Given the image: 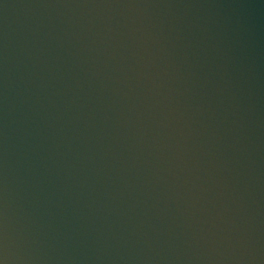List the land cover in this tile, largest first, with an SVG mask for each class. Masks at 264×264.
Listing matches in <instances>:
<instances>
[{"label":"water","instance_id":"obj_1","mask_svg":"<svg viewBox=\"0 0 264 264\" xmlns=\"http://www.w3.org/2000/svg\"><path fill=\"white\" fill-rule=\"evenodd\" d=\"M3 264H264V0H0Z\"/></svg>","mask_w":264,"mask_h":264},{"label":"clouds","instance_id":"obj_2","mask_svg":"<svg viewBox=\"0 0 264 264\" xmlns=\"http://www.w3.org/2000/svg\"><path fill=\"white\" fill-rule=\"evenodd\" d=\"M0 264H3V261H0Z\"/></svg>","mask_w":264,"mask_h":264}]
</instances>
